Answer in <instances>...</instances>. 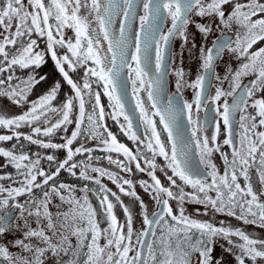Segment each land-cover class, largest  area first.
Masks as SVG:
<instances>
[{"label": "snow or ice", "instance_id": "snow-or-ice-1", "mask_svg": "<svg viewBox=\"0 0 264 264\" xmlns=\"http://www.w3.org/2000/svg\"><path fill=\"white\" fill-rule=\"evenodd\" d=\"M166 18L171 27L164 32ZM234 25V39L217 37L212 47L207 46L214 29H232ZM176 39L181 41L179 65L172 68L177 93L167 96L164 89L169 66L176 64L177 54L171 47ZM38 40L45 42L44 49ZM261 42L264 0H0V97L11 102L0 100V128L12 132L0 135V141L23 139L52 150L43 157L35 153L33 158L23 144L18 152L15 144L12 149L0 147V157L6 160L0 168L11 165L16 171L15 176L0 175V181H11L0 183V264H45L48 252L74 257L57 259L56 264H79L81 255L83 264H229L226 256H232L235 264L264 260V238H253L224 221L217 226L193 218L184 207L185 203L204 205L264 228V46L254 48ZM185 50L199 63L192 81L185 80ZM225 51L239 63L233 68L225 62L220 76L215 69ZM46 55L61 79L32 100L33 89L49 80L47 74L36 71L46 63ZM17 69L29 71L21 78L15 75ZM210 73L219 83L214 95L205 88ZM128 80L135 101L130 111L126 107ZM93 84L108 98L111 111L107 117L137 144L135 150L120 143L108 129L101 92L94 90ZM65 87L68 91L63 102L56 106L53 102ZM182 87L191 88L194 96L181 105L177 96ZM14 106L24 110L15 115ZM201 109L214 113L215 131L210 137L201 135ZM137 111L146 142L134 130ZM185 115L192 126L190 136L182 122ZM154 117L159 118L158 123ZM234 123L240 129L238 141L233 138ZM221 124L226 130L223 144L232 148L231 159L222 153L223 175L210 159L213 152L220 151L216 142ZM69 125L74 126L70 136H62V143L52 142L57 132L67 133ZM158 125L167 133L170 148L161 140ZM21 128L30 129V133L19 131ZM81 137L99 140L109 153L104 158L120 172L131 173L132 162L136 170L146 171L151 183H139L151 194L158 211L141 199L131 179L94 166L92 149L79 142ZM76 143L79 146L74 147ZM193 146L198 150V164L191 160ZM61 152L63 158L58 155ZM111 153L125 159L113 158ZM85 155L86 159H75ZM157 156L166 161L165 166L157 165ZM41 160L47 161V170L41 167ZM141 161L147 167H142ZM252 168L259 178V190H254L251 182ZM62 171L97 187L57 184ZM157 171L165 175L169 186L162 184ZM103 177L116 185L119 193L134 198L142 217L140 230L134 229L133 211L117 191L102 183ZM185 187L192 191L186 192ZM77 191L83 195L78 197ZM212 191L215 197L209 194ZM89 193L96 195L99 209L93 206ZM54 198L59 203H54ZM117 205L122 208L123 223L114 211ZM101 217L107 227L101 226ZM220 241H226L227 246ZM217 247L220 255L215 254Z\"/></svg>", "mask_w": 264, "mask_h": 264}, {"label": "flooded vegetation", "instance_id": "flooded-vegetation-1", "mask_svg": "<svg viewBox=\"0 0 264 264\" xmlns=\"http://www.w3.org/2000/svg\"><path fill=\"white\" fill-rule=\"evenodd\" d=\"M138 11H139L140 14H142V9H138ZM168 21L171 22L170 19L166 18L164 23H163L162 30L164 32H166L167 29L169 27H171V23H170L169 27L167 28L166 24H167ZM235 30H236V26L234 25L232 29H225V31L222 30L223 33H221L218 37L221 38V37H224V36H228L229 39H234L233 33L235 32ZM34 38H36V37H34ZM216 40H217V38L215 39V41ZM38 43L40 44V48L41 49H42V46H45V44H44L45 42L43 40L42 41L38 40ZM105 44H106V42H105ZM172 45H173V43H172ZM172 45H171V47H172ZM60 51L63 52V50H60ZM46 57H49V59H50V55H46ZM134 66L135 65H133V67ZM18 70L21 71V72H24V70H20V69H18ZM124 72H125V77H126V80H127V76H128L127 69H125ZM17 73H18V71H17ZM82 74L83 73L81 71L80 75L82 76ZM76 78H78V77H76ZM212 78H213V76H212ZM212 78H211V82H212ZM211 84L212 83H210V86H211ZM210 86H209V90H208V94L209 95H211L210 94L211 93V87ZM93 88H94V90L101 92V105L104 106L105 113H106L105 123L107 124V126L111 125L110 127L108 126L109 127L108 129L110 131H112L117 137H119L118 141L120 143H124L130 149L135 150L137 148V144L134 143L133 141L129 140L128 137L125 136L120 131L119 125L115 121H113L111 118L107 117V113L110 112L111 109L108 107L109 101H108L107 96L103 95V89L98 87L95 84H93ZM127 89H128V92H129L128 99L130 100V104H131L130 108L132 109V107L134 106L135 101H134V98H133L132 92H131V81L130 80L127 81ZM164 91H165V94L167 96H171V95L174 94V93L170 92L169 87H168V75L166 77V84H165ZM178 95H180L182 101L184 102V98L181 95V93H179ZM145 99H146V94H145ZM0 100H2L4 103L10 104V101H8L6 97H0ZM87 106L90 108V106L88 104H87ZM126 106H128V105H126ZM23 110L24 109H21V108L18 107L17 111L14 112V114L15 115H19V114L22 113ZM213 114L214 113L210 109L208 111H205L204 109H201L199 115H200V126H201V129H202V132H201L202 136L203 135H208L210 137L212 134H214L215 124H214V121H212V119H211ZM194 118H195V113H194ZM120 119L122 121L123 118L121 117ZM153 119H155L157 121V123H158V120H159L158 117H154ZM133 125H134V130L137 131V134L140 135L142 137V139H144L145 142H146L147 137L144 135V126L139 121V112L138 111L135 113V115L133 117ZM234 126L235 127H234V137L233 138L238 141V135H236V133H239L240 129H239L237 123H234ZM191 127L192 126L190 124H188V130H189V133H190L189 136L191 135ZM2 129L4 130V128H2ZM262 130H264V129H262ZM158 131H161V140L166 145H168L167 133L162 131V126L158 125ZM225 138H226V130H225L223 124H221L220 135H219L218 140L216 142L220 146V151L219 152H213L211 157H210L211 161L214 164H216L217 172H218L219 175H223L225 170H226V166H225V162H224L222 153H227L228 156H229V159H231L232 148H231V146L223 144V140ZM89 141H90V139H85L82 142V139H81L79 142L80 143H84L87 147H90L92 149L91 155H92V163L94 164V166L105 168V169H108V170H110L112 172H116L120 176H123L125 178L129 177L128 173L120 172V169H118L115 164H109L108 163L107 159H105L104 157L109 155V153H107L106 151L103 150L104 149L103 145H101L99 143L91 144V143H89ZM76 146H79V143H77ZM140 147H141L143 153L148 154L149 158H151V154L147 153V149L144 148L143 145H140ZM168 147L170 148V145H168ZM111 155L113 156V158H118L116 153H111ZM190 156H191V160H192L193 164H198L199 163L198 150L195 149L194 146L192 148V152L190 153ZM79 157H81V159L82 158L83 159L87 158L86 155H85V156H77L75 159L80 160ZM97 157H100V159H96ZM119 159L124 160L125 158L121 155V156H119ZM155 162L160 167H163L166 164V161H164L163 158L159 157V156L156 157V161ZM130 166L132 167L133 172H134L132 181H133V183L135 185L137 194L141 197V199H143L145 201V203L151 209H153L155 211H158L156 203L152 199L151 194L148 193V192H145V190L140 186V183H139L141 180H144V181H147V182L151 183V178L148 176L146 171L145 172H140V171L136 170L135 169V162H132ZM141 166L142 167H147L144 164L143 161H141ZM199 167L201 169H204V165H199ZM250 171H251L252 177H253L252 181H251L252 184H253V188H254V190H259L260 189V184H259L258 175L256 173V169L252 168ZM168 174L169 175L171 174L170 170H169ZM94 175H96V174H94ZM156 175L161 179V182H162V184L164 186H169L168 185V181H167V179H166V177H165V175L163 173L157 171ZM74 179H76V178L72 177L67 172L62 171L60 176L55 181V183H57V184L58 183L69 184L71 181H74ZM101 180H102V183H104L105 185H108L109 188L117 189L116 185L112 184L111 181H109L107 179V177H103V178H101ZM76 182H77V185H76L77 188L82 187L85 183H88L89 187H90V185H92L93 188L97 187L95 184L90 183V182H86V181H83V180H77L76 179ZM207 182H211V177H207ZM239 182L241 183V186L243 187L245 182H244L242 177H240ZM1 183H8V182L2 181ZM178 183L182 184V182H180V181H178ZM115 191H118V190H115ZM185 191L186 192H191L192 189L190 187H185ZM120 194L122 196L121 199L124 201V203L127 206H129V208L134 213L133 224L135 226L138 225V227H136L135 230H140L141 229L142 218L140 219V223L139 224H137V222H136V217H138L137 215H138V212H139L138 204L136 202H134V198L129 197V196H125L123 193H120ZM209 194L212 195L213 197H215V195H216V193L214 191L210 192ZM89 199L94 202V207L99 209V201L97 200L96 195H94L92 193H89ZM262 202H264V200H262ZM170 203H172L174 207L176 206V202L175 201H170ZM184 207L186 209V214L187 215H192L193 218H196V219H199V220H202V221H208V222L216 224L217 226H219L221 221H224L225 224L234 225V226H237V227H240V228L246 230L253 238H264V228L259 227L258 224H244L243 221L237 220L235 217L225 216L223 213L215 212L211 208L205 209L204 205H200V204L185 203ZM196 209H199L200 211L197 212ZM114 211H115L118 219L120 220V222L123 223L125 217H124L122 208L119 205H117L116 208L114 209ZM236 212H237V214H239V209L238 208L236 209ZM249 219H251V217H249ZM101 221H102L101 226L102 227H107V224L103 223V217H101ZM233 239H236V238H233ZM101 243H103V241H101ZM220 243H222L225 246H227V242L226 241H220ZM220 253H221V249L219 247H217L215 254L216 255H220ZM45 256H46L45 264H56L57 259H61V260H64V261H67L69 259H73L71 253H69L68 256H65L63 253H61L59 257H56V256H53L50 252H48V253L45 254ZM225 259L229 262V264H235V260H234V258L232 256H226ZM79 264H83V261L79 260ZM246 264H251V262L246 260ZM257 264H264V260H259L258 259L257 260Z\"/></svg>", "mask_w": 264, "mask_h": 264}, {"label": "rangeland", "instance_id": "rangeland-1", "mask_svg": "<svg viewBox=\"0 0 264 264\" xmlns=\"http://www.w3.org/2000/svg\"><path fill=\"white\" fill-rule=\"evenodd\" d=\"M195 19H197V20H200L201 18L200 17H194ZM171 22H167V24H166V26H167V28L169 27V24H170ZM190 27H192V26H190ZM225 31V29L223 28V27H221V28H218V29H214V31H213V33L212 34H210L209 36H208V40H207V46L208 47H212V44H213V42L215 41V39L221 34V33H223V31ZM192 31L193 32H195V28L194 27H192ZM68 34L69 35H72V33H71V31L69 30L68 31ZM42 41V40H41ZM197 43L199 44L200 43V38H199V36H197ZM45 44V43H44ZM260 46H264V42H261L260 44H258V45H256V46H254V48H256V47H260ZM44 47L45 46H42V49H44ZM180 47H181V41L179 40V39H176V40H174L173 41V45H172V49L174 50V52L177 54L176 55V64L175 65H170L169 66V74H168V87H169V90H170V92L171 93H177V89H176V84H175V81H176V77L174 76V74H172V68H174V67H176V66H178L179 65V61H180V56H179V52H180ZM223 59L219 62V64L216 66V72L220 75V76H223L224 75V72H225V62H228V63H230L231 64V66L233 67V68H235V67H237L238 66V61L236 60V59H234V58H231V54L230 53H228L227 51H225L223 54ZM183 59H184V63H183V67H184V70H185V80L186 81H192V80H194L195 78H196V75L198 74V71H199V63H198V61L197 60H195L194 58H191V57H189V55H188V52H187V50H185L184 51V56H183ZM51 62L54 64V62L51 60ZM17 71H18V74H17ZM20 73H22L21 71H19L18 69L16 70V73H15V75L16 76H18L19 77V75H20ZM248 78H245V80H247ZM212 84H211V95H214V91H215V87L216 86H219V83L215 80V78L213 77L212 78V82H211ZM223 87L225 88V89H227L228 88V83L227 82H225L224 84H223ZM179 93H181V95L183 96V98H184V101H188V102H191L192 100H193V96H194V92H193V90L191 89V88H189V87H182L181 89H180V91H179ZM13 114H14V112H16L17 111V107H13ZM109 127L111 126V125H108ZM108 127V128H109ZM74 128V127H73ZM119 137H117V139H118ZM59 142V141H58ZM60 143V142H59ZM62 143V142H61ZM89 143H91V144H93V143H95V144H97V143H99L100 144V142H99V140H92V139H90V141H89ZM119 158V157H118ZM134 172L132 171L131 173H128L129 174V177H128V179H131L132 180V178H133V174ZM108 186V185H107ZM113 191H115V190H118V188L117 189H112ZM118 192V191H117ZM118 194L121 196V194L118 192ZM76 195L79 197V196H81V195H83L81 192H79V191H77L76 192ZM122 197V196H121ZM110 199H112V197H109ZM92 201V200H91ZM54 203H59V201L58 200H56L55 198H54V201H53ZM114 203H115V201H113ZM92 203H93V206H94V202L92 201ZM63 208L66 210V208H67V205H65V206H63ZM50 209L53 211V212H55L56 211V209L55 208H52L51 206H50ZM18 214V213H17ZM138 217H136V222H137V224H139L140 223V219L142 218L141 217V215H140V213L138 212V215H137ZM33 226H35V225H33ZM136 227H138V225H134V229L136 228ZM74 239V238H73ZM82 257V258H81ZM73 259H74V257H73ZM83 259H84V257L81 255L80 256V260L81 261H83Z\"/></svg>", "mask_w": 264, "mask_h": 264}, {"label": "trees", "instance_id": "trees-1", "mask_svg": "<svg viewBox=\"0 0 264 264\" xmlns=\"http://www.w3.org/2000/svg\"><path fill=\"white\" fill-rule=\"evenodd\" d=\"M45 60H46V63L44 65H42V67L40 69H37L36 71L40 75L47 74L48 77H49V80L47 81V83H41V84L37 85L33 89V92L30 95V99H32V100L36 99L37 96L42 95L45 91H47V89L51 86L53 81L61 79L60 75L58 74L57 70L55 69L54 64L51 62L49 57H45ZM28 71L29 70H24V72L20 73L19 77L25 78L27 73H28ZM67 91H68L67 87L62 89V92H61L60 95H58L57 100L53 102L56 106H59L63 102V98H64L63 94L66 93ZM85 99L87 101V97H85ZM86 109L88 111H90V108L87 106V103H86ZM74 112H75V109H74ZM73 127H74L73 125H69L67 133H64L62 131L57 132L56 135H54L51 138L52 142H54V143L63 142L61 137L65 136V135L70 136L71 131L73 130ZM19 131L24 132L26 134L30 133V129H28V128H21V129H19ZM11 134H12V132L9 129H4L3 130L2 128H0V135H11ZM41 138L45 139V140L48 139V138H45V137H41ZM81 139H82V142L85 140V138H83V137H81L80 140ZM14 144L17 145V149H16L17 152L19 151V145L23 144L25 146L24 147V151L27 152L29 154V156H31L33 158H34V154L35 153H39L43 157V156H45L47 154H51V152H52V150H46V149L39 148L36 145H30L27 141H24L23 139H21L19 142H17L15 139H13L11 141H0V147H3L5 149H12ZM76 145H77V143H76ZM76 145L74 144V146H76ZM58 155L61 158H63L64 153L61 152ZM79 158L81 159V157H79ZM5 163H6L5 158L0 157V164H5ZM41 166H42V168L47 170L48 169L47 161L46 160H41ZM6 174H12L13 176H15L16 175V171L11 165H9L6 168H0V175H6ZM1 182L2 181H0V183ZM5 182L11 183V181H5ZM69 184H73V185L75 184L74 186H76L77 185L76 179H74V181H71ZM90 188H93V186L90 185ZM37 195H40L39 190H37Z\"/></svg>", "mask_w": 264, "mask_h": 264}, {"label": "water", "instance_id": "water-1", "mask_svg": "<svg viewBox=\"0 0 264 264\" xmlns=\"http://www.w3.org/2000/svg\"><path fill=\"white\" fill-rule=\"evenodd\" d=\"M162 27H163V25H162ZM221 39H229V37H228V36H224V37H221ZM124 71H125V70H124ZM123 75H124V78H125V80H126L125 72L123 73ZM211 78H212V75H211V73H210V74L207 76L206 81H205V88L208 89V90H209V86H210V83H211ZM128 94H129V92H128ZM128 96H129V95H128ZM127 99H128V97H127ZM177 99L179 100L180 104L182 105L183 101H182L180 95L177 96ZM128 101H129V103L127 104L128 106H126V107H127L128 110H131V108H130V107H131L130 100L128 99ZM129 104H130V105H129ZM182 122H183V125H184V127H185L186 134L189 136L190 133H189V130H188V121H187V116H186V115L183 117ZM233 127H235V126L233 125Z\"/></svg>", "mask_w": 264, "mask_h": 264}]
</instances>
